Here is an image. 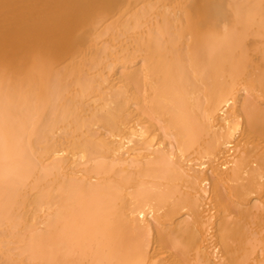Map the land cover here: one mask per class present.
I'll return each instance as SVG.
<instances>
[{
	"label": "bare ground",
	"instance_id": "bare-ground-1",
	"mask_svg": "<svg viewBox=\"0 0 264 264\" xmlns=\"http://www.w3.org/2000/svg\"><path fill=\"white\" fill-rule=\"evenodd\" d=\"M0 264H264V0H0Z\"/></svg>",
	"mask_w": 264,
	"mask_h": 264
}]
</instances>
